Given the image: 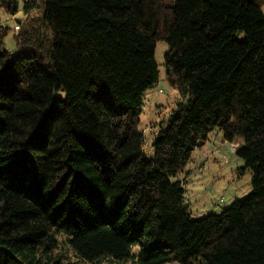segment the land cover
Instances as JSON below:
<instances>
[{"label":"trees","instance_id":"trees-1","mask_svg":"<svg viewBox=\"0 0 264 264\" xmlns=\"http://www.w3.org/2000/svg\"><path fill=\"white\" fill-rule=\"evenodd\" d=\"M263 4L0 0L26 15L14 52L0 22V264H53L63 232L79 264H264ZM161 39L188 100L158 122L148 156L141 116ZM217 128L253 190L196 216L172 177Z\"/></svg>","mask_w":264,"mask_h":264},{"label":"rangeland","instance_id":"rangeland-1","mask_svg":"<svg viewBox=\"0 0 264 264\" xmlns=\"http://www.w3.org/2000/svg\"><path fill=\"white\" fill-rule=\"evenodd\" d=\"M264 9V4H263ZM39 8L35 9V13ZM26 19L23 8L12 14L0 8V22L9 26L6 37L7 48L16 51L15 33L19 30L21 22ZM243 37V34H240ZM169 44L166 40L158 41L156 57L160 67V80L149 89L144 111L142 113L141 128L146 130L147 142L145 150L148 156L155 152L154 136L159 130V121L168 124L171 114L177 110L181 103L188 100L182 97L178 88L170 82L166 74V54ZM236 142L224 138L220 129L211 132L209 138L201 143L192 153L188 164L172 179L184 182L186 188V201L190 210L196 216H203L212 212H221L230 206L237 198H243L253 190V171L246 166L245 160L236 152ZM68 234L59 235V246L52 252V263L56 260L62 263L79 264V257L68 241ZM139 245L135 246V251ZM1 259L4 258L0 254ZM97 264H140L137 260H115L111 257L101 259ZM177 264V263H167Z\"/></svg>","mask_w":264,"mask_h":264}]
</instances>
